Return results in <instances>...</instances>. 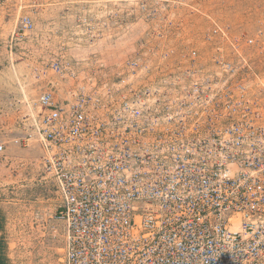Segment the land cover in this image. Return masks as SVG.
<instances>
[{
	"label": "built area",
	"instance_id": "built-area-1",
	"mask_svg": "<svg viewBox=\"0 0 264 264\" xmlns=\"http://www.w3.org/2000/svg\"><path fill=\"white\" fill-rule=\"evenodd\" d=\"M19 24L22 35L32 27ZM259 33L215 23L205 55L173 61L166 48L98 80L69 82L59 59L49 65L59 80L35 84L34 98L20 90L14 142L41 147L59 193L60 264H264Z\"/></svg>",
	"mask_w": 264,
	"mask_h": 264
},
{
	"label": "rangeland",
	"instance_id": "rangeland-1",
	"mask_svg": "<svg viewBox=\"0 0 264 264\" xmlns=\"http://www.w3.org/2000/svg\"><path fill=\"white\" fill-rule=\"evenodd\" d=\"M23 16L32 27L22 35ZM215 23L234 34L259 31L264 37V0H0V139L5 142L0 242L5 264H60L64 244L56 219L60 196L43 171L42 149L33 140L25 147L14 142L17 111L10 103L20 90L34 98L36 85L59 80L49 68L59 59L70 61L75 71L70 82L85 74L96 80L112 77L132 57L158 61L166 48L172 49L173 61L182 60L190 48L205 55L202 37ZM6 115L13 120L4 133Z\"/></svg>",
	"mask_w": 264,
	"mask_h": 264
},
{
	"label": "crops",
	"instance_id": "crops-1",
	"mask_svg": "<svg viewBox=\"0 0 264 264\" xmlns=\"http://www.w3.org/2000/svg\"><path fill=\"white\" fill-rule=\"evenodd\" d=\"M2 82V81H1ZM2 88V87H1ZM0 88V97L3 95V97H4V89H1ZM14 95V94H13ZM6 118H7V120H9V124L7 125L8 126V129H6V127H4V129H3V131H4V133L6 132V131H8V130H10L9 128L12 126V121L10 122V119H12V117H8L7 115H6ZM13 120V119H12ZM4 126V125H3ZM3 126H1V127H3ZM0 133H2L1 131H0ZM7 133V132H6ZM1 135V134H0ZM1 223L2 222H0V225H1ZM1 234H2V230L0 229V240H2V238H1ZM2 248H1V242H0V264H5V260H4V257H3V252H2V250H1Z\"/></svg>",
	"mask_w": 264,
	"mask_h": 264
},
{
	"label": "bare ground",
	"instance_id": "bare-ground-1",
	"mask_svg": "<svg viewBox=\"0 0 264 264\" xmlns=\"http://www.w3.org/2000/svg\"><path fill=\"white\" fill-rule=\"evenodd\" d=\"M11 72H12V75H14V76L16 75L15 68H12Z\"/></svg>",
	"mask_w": 264,
	"mask_h": 264
}]
</instances>
